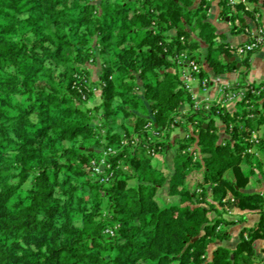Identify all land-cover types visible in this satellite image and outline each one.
Masks as SVG:
<instances>
[{
  "label": "trees",
  "instance_id": "16d2710c",
  "mask_svg": "<svg viewBox=\"0 0 264 264\" xmlns=\"http://www.w3.org/2000/svg\"><path fill=\"white\" fill-rule=\"evenodd\" d=\"M220 5L224 16L256 19L264 0ZM211 7L0 0V264H264L255 251L264 241V193L248 191L253 176L264 180V161L253 163L264 153V94L260 114L240 107L206 117L193 108L175 60L188 53L201 79L207 68L233 70L236 48L209 19ZM254 53L241 62L244 75ZM91 64L101 67L99 116L87 105ZM183 105L191 110L182 114ZM149 125L165 139L150 142ZM178 128L187 134L176 139L181 157L170 170L155 158L175 146ZM253 132L260 145L250 142ZM194 175L200 193L190 188ZM159 192L178 203L163 206ZM227 208L260 220L242 230L235 249L219 246L207 261L211 244L231 237Z\"/></svg>",
  "mask_w": 264,
  "mask_h": 264
},
{
  "label": "crops",
  "instance_id": "0c3cea01",
  "mask_svg": "<svg viewBox=\"0 0 264 264\" xmlns=\"http://www.w3.org/2000/svg\"><path fill=\"white\" fill-rule=\"evenodd\" d=\"M209 1H211L212 3V7L209 13V19L211 20V22H213L218 31L227 34V32L232 31L234 26L238 27L239 25H242L243 27L237 28V31L239 30L237 34L242 35V40L240 42L232 41L230 43L231 47H237L239 45L251 42L258 35L259 31H264V7H262L259 13H257L256 19L246 17L244 20H241L239 17H234L233 19L232 14L224 16L222 13L223 7L220 5V0H214L215 3H213V0ZM233 58L236 59V62L233 70L231 71L225 72L221 75H215L211 72L210 69H206L209 75V87L207 92H203L202 89L198 86L195 88V92L199 95V102L202 103L207 99L215 98L216 96H218L222 86L227 83L235 84L247 82L253 85H259L264 82V47H262L251 56L250 69L246 73V75H244L242 72V65L240 67L236 66L237 63L241 64V62L235 56ZM99 71L100 70H98L97 68L96 72L98 74H100ZM180 110L182 114H185L188 113L191 108L189 105H183ZM217 126L219 128L221 139L228 138V135L226 134V125L221 120H217ZM193 128L194 127H192V129ZM184 133L185 132H182V134H180V137H185L187 133ZM255 159L256 158L254 157V166L257 165L258 160L264 161V153L260 152L259 156L257 157V161ZM248 191H261L264 193V180L261 178V176L255 177V180H253L252 177ZM228 215H234L235 217L230 219ZM225 218L236 222L235 224L227 227V230L231 237L228 240L215 241L214 243H212L208 251L207 261L211 259L213 250L219 246L231 250L235 249L240 242V234L242 230L244 228L254 227L259 222L260 215L257 212H248L233 209L228 211V213L225 215ZM245 237L249 238L247 233L245 234ZM255 251L258 255L264 254V241L259 240L256 242Z\"/></svg>",
  "mask_w": 264,
  "mask_h": 264
},
{
  "label": "built area",
  "instance_id": "2783aa9c",
  "mask_svg": "<svg viewBox=\"0 0 264 264\" xmlns=\"http://www.w3.org/2000/svg\"><path fill=\"white\" fill-rule=\"evenodd\" d=\"M241 2H246V0H239ZM234 0H231V3H234ZM262 47H264V31H259L258 35L248 43H245L243 45H239L236 48L235 51V57L242 62L248 54L254 53L258 50H260ZM177 63L180 65L181 68V76L183 81V86L185 90L192 95L193 103H194V109L202 111L203 114L208 117L213 109H216L217 111L220 110H228L229 112L235 113V111H239L240 107H242L243 110L251 112L252 109H255L257 106L255 102L256 98H260L258 102L262 101V94H264V85H253L250 83H227L222 86L220 89V92L218 96L215 98L207 99L204 102H199V95L195 92V88L198 86L202 89L203 92H207L209 87V79H201L199 77V74L201 73V66L197 63L196 59H193L188 53L183 52L176 56ZM261 105V104H260ZM262 108H259V114ZM255 111V110H254ZM257 115L256 112L250 113L247 118H254ZM239 119H242L240 117ZM175 122H178V119L175 120ZM234 124H230V129L232 130ZM149 129H152L151 126H148ZM151 138L149 139V141ZM139 140L138 138H135V143H137ZM250 142L252 144L260 145V141L258 138V134L256 132H253L252 137L250 139ZM194 147L188 148L187 152L193 151ZM113 150L109 149L108 153H112ZM249 154H254V149L250 148L247 150ZM149 153L152 155H155L156 152L153 148H149ZM185 153V152H184ZM107 154V153H106ZM200 155L199 152H194L193 156L195 159ZM259 156V153L255 154V158ZM95 164V163H94ZM106 166L105 161H102V163L96 167V171L98 173H101L98 170V167L100 166ZM234 199H231V202H233ZM229 211V209L227 208ZM112 233V232H111ZM113 234V233H112ZM248 238V237H247Z\"/></svg>",
  "mask_w": 264,
  "mask_h": 264
},
{
  "label": "rangeland",
  "instance_id": "374dc122",
  "mask_svg": "<svg viewBox=\"0 0 264 264\" xmlns=\"http://www.w3.org/2000/svg\"><path fill=\"white\" fill-rule=\"evenodd\" d=\"M234 1L235 2L232 4L241 2L239 0H234ZM213 3H215L214 0H213ZM226 35L227 36H226L225 41H226V43H229V44L232 41L233 42H240L242 40L241 34L233 33L232 31L227 32ZM87 67H88V70L90 71V82H91L92 87H93L92 88L93 94H92L90 100L88 101L87 105H88V107L93 109L94 114H97L99 116L100 112L98 109L101 106L102 98H101V90L98 88V82H99V75L100 74H98L96 72V69L98 68V70H100L99 72L101 73V67L93 66L92 64L90 66L87 65ZM258 101H259V98H256L255 102H257L256 103L257 106L255 107V109H252L251 112L254 110L259 111L260 107H258V106L261 104L262 101L261 102H258ZM258 114H259V112H258ZM100 122L101 121L98 118H96L95 124H99ZM119 122H121V120ZM150 132L152 134L150 142H152V143L155 140L162 141L165 139L166 133L159 134L158 132L154 131L153 129H151ZM182 132H185V130L180 129V128L173 131L171 136H170V142H172L173 145H175V146H173L172 149L164 157H159V156H157V158L154 157L155 161H157L158 163H162L164 165H167L170 168V170L175 167V164L177 163V159H179L181 157V153H176V146H177L176 145L177 144L176 139L178 137H180V134H182ZM261 133H264V128L261 129ZM152 156H156V154L152 155ZM260 158H261V156H260ZM105 160L106 159L103 158V161H105ZM255 160L257 161V158ZM98 170L102 173L105 170V166L102 165V166L98 167ZM191 178L192 179H191V183H190V188L192 190H197V192L200 193L201 188L199 187V181L202 180V178L200 176H196V175L192 176ZM253 180H255V176H253ZM157 199L159 200L160 204H162L163 206L178 203V201H179V199L177 197H169L168 195H166V193H163V192L158 193ZM228 216L230 219L235 217L234 215H228Z\"/></svg>",
  "mask_w": 264,
  "mask_h": 264
},
{
  "label": "water",
  "instance_id": "95a60500",
  "mask_svg": "<svg viewBox=\"0 0 264 264\" xmlns=\"http://www.w3.org/2000/svg\"><path fill=\"white\" fill-rule=\"evenodd\" d=\"M226 60H229V59L226 58ZM230 62L235 63V62H236V59H235V58H231V59H230ZM236 66H237V67H240L241 64L237 63Z\"/></svg>",
  "mask_w": 264,
  "mask_h": 264
}]
</instances>
